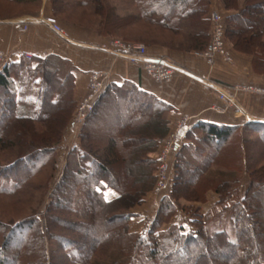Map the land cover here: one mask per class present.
I'll return each mask as SVG.
<instances>
[{
    "label": "trees",
    "instance_id": "16d2710c",
    "mask_svg": "<svg viewBox=\"0 0 264 264\" xmlns=\"http://www.w3.org/2000/svg\"><path fill=\"white\" fill-rule=\"evenodd\" d=\"M216 1L226 48L230 53L234 50L251 56L253 70L264 74V0ZM114 2L110 7L105 0H48L49 16L57 23L61 20L94 30L109 41L127 42L114 33L129 31L141 39L146 50L161 47L193 53L205 51L210 44L213 0ZM42 5L43 0H0V12L7 13L5 17L0 13V21L35 17ZM24 9L28 10L16 12ZM216 63L228 65L219 58L213 65ZM73 71L69 60L53 54L21 56L15 62L7 61L0 70V156L11 155L0 162V179L26 174L18 183H0V196L11 197L23 187L29 190L36 186L48 200L44 227L35 215L37 209L32 216L13 223L0 221V264H213V248L219 251L222 264H264V246L253 247L247 225L256 217L264 226V128L254 123L242 129L198 125L203 136L192 137L188 154L214 160L219 155L217 148L240 133L244 159L238 170L214 173L181 152L172 153L170 168L174 173L169 198L161 200V215L174 214L173 200L180 198L179 186L183 184L194 193L187 201L203 203L212 193L218 195L217 202L223 206L220 211L210 208L199 215L202 220L194 222L197 227L170 225L156 232L151 228L143 234L129 233L132 215L124 211L118 215L120 227H111L107 232L102 226L111 218L107 216L113 204L117 203L120 210L132 208L143 203L152 189L158 158L151 155L158 152L168 133L165 112L169 107L132 84L106 85L80 125L79 146L63 153L60 175L51 183L57 167L56 153L73 126V112L79 102L73 99ZM101 122L109 125V130ZM120 164V177L108 175ZM241 172L248 176V182L240 196ZM40 174L45 176L37 182ZM107 188L117 197L109 205L103 195ZM210 220H215L214 227H205L204 222ZM226 223L231 227H224ZM66 224L83 230L81 242L58 234ZM45 240L49 261L45 257ZM111 242L116 253L102 255L107 261H97L101 249ZM6 253L11 254L9 258L4 256ZM255 254L258 257L254 259Z\"/></svg>",
    "mask_w": 264,
    "mask_h": 264
},
{
    "label": "crops",
    "instance_id": "0c3cea01",
    "mask_svg": "<svg viewBox=\"0 0 264 264\" xmlns=\"http://www.w3.org/2000/svg\"><path fill=\"white\" fill-rule=\"evenodd\" d=\"M213 2L219 6L216 0ZM50 13L48 0H44L40 12L35 17L20 16L0 21V51L7 55L8 62H15L21 56L45 57L51 54L69 60L74 69L73 99L75 102L86 93L87 77L90 72H104L106 85L132 84L169 107L165 112L168 133L159 144V149L169 134L175 132L174 155L176 152H181L191 162L204 169L208 168L214 173H222L226 171L225 169L238 170L242 167L244 158L240 133L232 135L224 143L223 147L229 148L228 151L220 152L214 160L209 159L210 161L205 158H193L188 154L187 146L190 145L192 137L203 136L199 124L224 125L242 129L247 124L254 123L264 128V96L234 90V87L245 84L264 88V74L253 70L251 56L232 50L230 64L216 63L209 66L193 53L171 51L161 47L147 48L145 54L147 58L167 59L176 66L171 81L154 82L136 64L122 55H115L103 49L102 47L109 40L98 35L94 30L59 20L58 24L66 34L65 38L59 37L41 23V20ZM23 25H26V28L21 31ZM220 94L232 99L231 104L227 105L225 101L220 100ZM215 107L219 108V111ZM183 118L187 119V122L184 127L177 130L176 125ZM79 131L80 125L69 127L59 145L60 153H66L73 146H79ZM237 150L240 158L235 155ZM156 155L155 152L151 157L156 158ZM236 160H239V166L235 164ZM239 179V193L242 195L248 176L241 172ZM103 195L105 203L108 205L115 203L117 197L111 189H105ZM151 196L147 195L144 202L149 201V209L152 215H155L159 211V200ZM208 198L210 193L207 194ZM206 210L205 208L204 211ZM179 212L181 213L176 209L174 217L179 215ZM172 224L178 225L176 221L171 220L167 227ZM131 227L139 226L133 223Z\"/></svg>",
    "mask_w": 264,
    "mask_h": 264
},
{
    "label": "rangeland",
    "instance_id": "374dc122",
    "mask_svg": "<svg viewBox=\"0 0 264 264\" xmlns=\"http://www.w3.org/2000/svg\"><path fill=\"white\" fill-rule=\"evenodd\" d=\"M105 1L109 2L108 6H110V7H112L113 4L115 3L114 0H105ZM240 1H243V0H240ZM6 7H8V6H6ZM27 10L28 9H24V10H19V11H16V12L17 13H22V12H26ZM219 11H220L219 6H217V4H213L212 5V9H211V11L209 13V16H210L211 12H217L220 15ZM0 13L2 14L3 17H5L6 14H7L6 12H0ZM66 18L70 19L72 21H75L73 19V17L70 18L69 15H66ZM114 34L117 37L125 38L127 40V42L143 44L139 37L135 36L133 33H130L129 31H125V30L124 31H118V32H115ZM230 55H231V53H230ZM101 126L103 128H105V130H109V128H110L109 125L104 124L102 122H101ZM217 149L219 150V153H220L222 151H226V150L228 151L229 148L223 147L221 145V147H218ZM159 151H160V149H159ZM159 151L156 152V154H157L156 158H158ZM1 155L2 156H0V162L3 161L6 156H7V158L11 157V155L10 154L8 155V153L1 154ZM235 155L238 158H240L239 154H238V150L236 151ZM248 155L250 157H252L253 153H251L248 150ZM56 156H57V158H56L57 159L56 160L57 161V167H56V170L54 172V175H53L51 183H53L56 180H58V177L60 175L62 157H64V155L62 153H60V152H57ZM238 161H237V163L235 162V164L239 166L240 163ZM25 167H27V166L25 165ZM157 167H158V159H157V164H156V169H155V182H154V184L152 186L151 191L148 194H146V196L147 195H152L155 199H158L159 200V207H160L162 198L163 197H168L169 198V190H170V186H171V179H172L174 171L171 168L169 169V181L167 182V185H166L165 189L163 190L162 194L159 197H155L153 195V188L155 186L156 178H157ZM111 172L108 175H110L112 177H117L116 175H118L120 177L121 164L118 166V169H113ZM25 175H26L25 173H22L20 175L18 173L17 176H15V175L12 176V179H9V178L0 179V183H7V184L18 183ZM44 176H42V174L38 175L37 178H36L37 182L40 179L42 180L44 178ZM179 189H180L181 195H179L178 197H180V198L177 199V201L173 200V204H174L175 208L181 211V213L179 212V215L177 214L174 217L176 211L171 216L170 215H168V216L161 215L162 211H157L155 213V215H152V211L149 209V207H150L149 206V204H150L149 201L148 202L146 201V203L143 202V203H141V204H139L137 206L135 205L134 207L129 208V209L127 208L126 210H123V209L120 210V208L117 209L118 205L116 203V204H113V206H111L109 208V210H108V211L112 210L109 213V215L107 216V217H111V218H109L108 222L106 221L105 223H103L102 227H106L104 231L109 232L111 227H113L114 229L117 230V228L120 227L119 226V220H118L119 216L118 215L123 214L124 211H128L132 215L130 217L129 221H128V232L129 233H135V234H143V233H146V232L150 231L151 228H152L153 232L160 231V230H165V229L168 228L167 225H169L171 223V220L174 221V222L175 221L177 222L178 225H176V226L182 225L185 229H189L190 227H197V225L195 223L196 222L198 223V221L201 222V220H202L201 216H202V214H204V212H205L204 209L205 208L207 209V211H209L211 209H214V210L216 209V211H220L222 209V207H223V206H220V204L217 202V197H218L217 194L213 195L212 193H210V198L207 199V195H206L205 201L203 203H198V202H195V201H187L186 200L189 196L194 195V193H191V191H189L184 184L182 186L180 185ZM244 190H245V188H244ZM42 193L43 192L38 190L37 187L35 186L33 188L32 187L29 188V190L26 187H23L21 190H18V192H15L14 196H11V197L3 198V196H0V221L3 224L13 223V222H15V221H17L19 219L28 218V217L32 216L33 211L35 209H37L35 215H37V217L39 218L40 226L41 227L46 226L43 216H44V208H45V205L47 204L48 200H46V198L42 197ZM124 204L127 205V206L129 205L128 202H126ZM212 207H214V208H212ZM134 212H138V213H134ZM227 212H229V211H227ZM196 213H198V214L194 215ZM199 215H201V216H199ZM225 215L227 216V214H225ZM161 216H163V217H161ZM158 217H160V221L158 220ZM214 222H215V220H210L208 223L204 222V224H205L204 226L205 227H214ZM133 223L136 224L139 227H131V225H133ZM155 224H157L156 227H154ZM247 225H248V236H249L250 242L253 245V247L257 246V248H261V246H264V236L262 235L264 233V231H260L259 226L261 224H258L257 218L253 217V218L249 219ZM64 226L65 227H63V226L61 227L62 231L58 232L59 235H63L64 237H68L71 240H75V242H78V241L81 242L82 237L84 235L82 233L83 230H80V228H78V229L76 228L75 229L70 224H66ZM224 227H231V223H226V226H224ZM260 227H264V226H260ZM226 229H228V228H226ZM250 230H252V232ZM100 239H102V238H100ZM0 242H1V236H0ZM104 242L105 241H103V243ZM10 246H12V245H10ZM47 246H48V244L46 243V240H45V257H46V260L49 261V254L50 253L48 252ZM108 247H112V248L114 247V248L113 249L110 248L108 250ZM110 252L116 253V247H115L113 242H111V244L108 243V244L104 245V247L99 252V256L100 257L97 256V257H99V258H97V261H99V262L103 261V260L107 261L105 259V257L102 256V255L110 254ZM9 255H11V254L10 253L4 254V256L6 258H9ZM211 255L212 256L210 257V259L213 261V264H222V262L219 261L220 260L219 259V256H220L219 251H217V250H215L213 248V250H211ZM253 257L255 259V258L258 257V255L255 254ZM67 262H68V260H67Z\"/></svg>",
    "mask_w": 264,
    "mask_h": 264
},
{
    "label": "built area",
    "instance_id": "2783aa9c",
    "mask_svg": "<svg viewBox=\"0 0 264 264\" xmlns=\"http://www.w3.org/2000/svg\"><path fill=\"white\" fill-rule=\"evenodd\" d=\"M211 22V39L208 48L203 52H193L194 56L202 58L207 65L212 66L216 58L222 62L230 64L232 57L230 52L225 46L224 42V24L221 16L217 12H211L209 16ZM41 23L48 27L53 33L59 37L65 38L64 30L57 23L56 19L52 16L44 17ZM26 25L20 29L24 31ZM112 54L125 57L128 61L136 64L152 81L159 83H167L171 81L176 66L167 59H149L145 56L146 48L143 44L125 42L119 39H112L102 47ZM29 57V56H28ZM7 55L0 51V69L7 63ZM210 85V84H208ZM212 85V84H211ZM217 84H215L216 86ZM106 86V75L101 71L90 72L87 77L86 93L80 98L72 118V125H81L89 113L93 110V105L102 93ZM214 86V85H213ZM214 86V87H215ZM234 90L250 92L257 95L264 96V88L245 84L241 87H234ZM219 99L230 105L232 99H228L224 94L219 95ZM217 111L219 108L215 107ZM187 119L180 120L176 128L177 130L184 127ZM176 133L172 132L164 141L160 148L158 155L157 178L153 188V195L159 197L165 189L169 181L170 157L175 150Z\"/></svg>",
    "mask_w": 264,
    "mask_h": 264
}]
</instances>
